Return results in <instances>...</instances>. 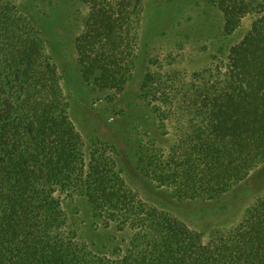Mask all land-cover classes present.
<instances>
[{
    "label": "trees",
    "instance_id": "obj_1",
    "mask_svg": "<svg viewBox=\"0 0 264 264\" xmlns=\"http://www.w3.org/2000/svg\"><path fill=\"white\" fill-rule=\"evenodd\" d=\"M82 1L89 12L78 66L97 84L117 87L131 61L126 31L142 0ZM211 1L231 32L254 0ZM34 25L0 0V264H264V192L234 227L205 236L141 200L104 147L84 152ZM230 54L231 90L206 109L197 133H182L168 158L138 153L140 173L179 200L227 203L233 185L264 162V47L247 37ZM156 82L147 75L143 94L161 102ZM76 195L102 223L129 232L122 249L94 253L69 229L64 201Z\"/></svg>",
    "mask_w": 264,
    "mask_h": 264
},
{
    "label": "rangeland",
    "instance_id": "obj_2",
    "mask_svg": "<svg viewBox=\"0 0 264 264\" xmlns=\"http://www.w3.org/2000/svg\"><path fill=\"white\" fill-rule=\"evenodd\" d=\"M11 1L35 19L44 56L60 77L63 111L81 135L86 154L92 145L104 147L141 200L205 236L230 229L243 218L264 192V162L233 185L234 198L222 203L174 198L172 190L140 173L137 156L147 148L168 158L182 133L184 138L197 133L206 109L216 107L219 97L231 90V49L247 37L264 47V11L258 12L257 5H264V0H254L231 32L225 28L223 12L211 0H142L126 31L128 41H133L131 61L117 87L97 84L78 66L76 43L89 12L82 0ZM110 4L115 3L110 0ZM149 74L157 80L161 102L146 100L143 94ZM157 111L165 117L163 122ZM64 209L69 229L94 253L110 254L128 240L127 230L102 223L79 195L65 200Z\"/></svg>",
    "mask_w": 264,
    "mask_h": 264
}]
</instances>
